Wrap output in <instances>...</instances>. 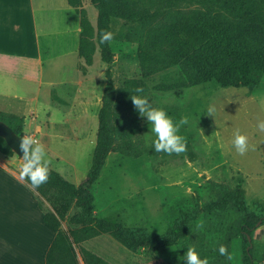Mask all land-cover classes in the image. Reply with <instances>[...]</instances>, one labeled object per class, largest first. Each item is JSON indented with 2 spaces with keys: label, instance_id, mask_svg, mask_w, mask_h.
I'll return each instance as SVG.
<instances>
[{
  "label": "rangeland",
  "instance_id": "374dc122",
  "mask_svg": "<svg viewBox=\"0 0 264 264\" xmlns=\"http://www.w3.org/2000/svg\"><path fill=\"white\" fill-rule=\"evenodd\" d=\"M55 1L58 5L62 2ZM80 1L95 30L96 8L89 0ZM197 9L180 7L172 13L191 11L194 16H201L203 9ZM73 17V13H68L69 28L75 25ZM182 19L188 17L183 15ZM110 26L114 36L109 44L113 54L114 110L126 115L118 104L120 89L124 79H140L137 43L142 31L138 22L118 17L111 19ZM50 35L38 37L43 47L45 83L36 101L30 103L35 105L39 124L35 137L50 160L49 170L79 184L88 172L96 140L106 65L100 60L97 46L91 65H85L82 59L75 62L78 36L72 28ZM31 38L28 34L24 42ZM49 42L52 47L47 50L45 45ZM177 73L178 67H173L145 81L147 89L143 95L154 107L165 109L174 121L189 118V124L180 129L186 141L185 151L156 152L146 118L139 115L140 133L117 142L91 187L95 215L145 229L151 236L162 235L183 212L216 200L227 189L232 191L239 186L247 202L264 201V131L256 128L257 119L264 120V75L252 90L220 86L214 79L170 91L154 89L155 84L170 81ZM50 81L66 83L61 89L59 83L48 88ZM31 85L34 89L35 85ZM6 86L0 80V92ZM26 93H30V87ZM210 105L216 109L211 116L206 111ZM236 129L248 137L249 150L244 155L236 153L231 145ZM18 162L22 163L20 158ZM34 193L42 209L48 210L49 203ZM252 208L261 211L260 206ZM72 212L71 209L69 213ZM237 220L238 212L233 208L220 214L201 213L189 223L185 237L159 252L134 249L112 233L85 241L75 250L80 264H184L182 257L188 247L206 258L208 264H241ZM67 226L63 220L61 229ZM252 238L254 264H264V224L253 231ZM220 246L226 248L225 255L219 254Z\"/></svg>",
  "mask_w": 264,
  "mask_h": 264
},
{
  "label": "trees",
  "instance_id": "16d2710c",
  "mask_svg": "<svg viewBox=\"0 0 264 264\" xmlns=\"http://www.w3.org/2000/svg\"><path fill=\"white\" fill-rule=\"evenodd\" d=\"M66 1L79 16L81 31L77 54L85 65H91L97 46L100 60L106 65L105 84L97 112L96 140L85 179L74 184L55 170H49L48 181L39 188H33L26 178L23 179L49 203V209L43 210L38 201L43 210V224L55 233L45 254V264H80L75 248L108 233L134 249L159 252L185 237L189 223L199 214H220L231 208L238 212L236 232L240 239L241 264H254L252 233L264 224V201L247 202L239 186L223 191L214 201L183 212L165 233L157 236L149 235L142 228L124 226L119 220L95 215L91 187L106 157L115 151L117 142L140 133L139 114L130 95H136L137 88H142L144 94L145 81L158 73L178 67L172 80L154 85L158 91L189 87L208 79H214L220 86L248 90L259 84L264 75V0H89L97 10L95 30L81 1ZM189 6L204 12L198 17L191 11L172 13L174 9ZM183 15L188 19L183 20ZM113 17L136 21L142 31L137 43L140 79H124L120 89L118 104L126 115L114 110L113 54L109 43H99L102 31L111 32ZM0 121L16 136L23 137L21 115L0 110ZM0 153L14 155L1 136ZM253 205L260 206L261 211H255ZM71 209L73 212L69 213ZM63 220L68 223L65 230L60 228Z\"/></svg>",
  "mask_w": 264,
  "mask_h": 264
},
{
  "label": "crops",
  "instance_id": "0c3cea01",
  "mask_svg": "<svg viewBox=\"0 0 264 264\" xmlns=\"http://www.w3.org/2000/svg\"><path fill=\"white\" fill-rule=\"evenodd\" d=\"M68 13H73L75 23L70 28L79 36V16L66 0L60 5L55 0H0V80L7 84L0 92V110L23 117V137L36 139L39 128L35 105L30 104L45 83L38 37L70 31ZM28 34L32 38L24 42ZM50 47L52 44L46 43L45 49ZM74 54L75 62L80 61L77 49ZM60 82H47V87L59 83L61 89L66 81ZM28 86L30 93H26ZM15 155L0 153V264H45L55 233L43 224L38 199L19 176L18 159L22 161V157Z\"/></svg>",
  "mask_w": 264,
  "mask_h": 264
},
{
  "label": "clouds",
  "instance_id": "9594fccd",
  "mask_svg": "<svg viewBox=\"0 0 264 264\" xmlns=\"http://www.w3.org/2000/svg\"><path fill=\"white\" fill-rule=\"evenodd\" d=\"M114 40L113 33L102 31L99 35V43L111 44ZM136 95H130L132 103L141 117L146 118L148 131L152 134V147L156 152L166 154L182 153L186 149V141L180 133L182 126L189 124L187 116L181 117L179 121L173 118L162 107H154L147 96L143 95V89H135ZM209 116L215 113L214 106L206 109ZM256 128L264 131V120L257 119ZM231 145L236 153L244 155L249 150L248 137L239 129H236L231 137ZM19 148L22 152V163L19 165V176L27 179L33 188H39L49 179V163L44 147L31 135L21 138ZM200 227V225H197ZM218 252L226 254V248L220 246ZM184 264H208L206 258H201L199 253L188 247L183 253Z\"/></svg>",
  "mask_w": 264,
  "mask_h": 264
},
{
  "label": "water",
  "instance_id": "95a60500",
  "mask_svg": "<svg viewBox=\"0 0 264 264\" xmlns=\"http://www.w3.org/2000/svg\"><path fill=\"white\" fill-rule=\"evenodd\" d=\"M0 136L5 140L11 150L19 157H22V152L19 148L21 138L16 136L10 127L0 121Z\"/></svg>",
  "mask_w": 264,
  "mask_h": 264
}]
</instances>
